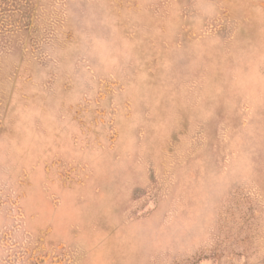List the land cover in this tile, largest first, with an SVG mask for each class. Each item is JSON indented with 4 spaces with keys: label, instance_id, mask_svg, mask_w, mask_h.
I'll return each mask as SVG.
<instances>
[{
    "label": "rangeland",
    "instance_id": "obj_1",
    "mask_svg": "<svg viewBox=\"0 0 264 264\" xmlns=\"http://www.w3.org/2000/svg\"><path fill=\"white\" fill-rule=\"evenodd\" d=\"M0 264H264V0H0Z\"/></svg>",
    "mask_w": 264,
    "mask_h": 264
}]
</instances>
